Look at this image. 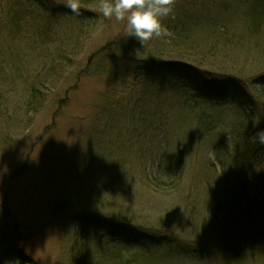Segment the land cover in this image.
I'll use <instances>...</instances> for the list:
<instances>
[{"label": "rangeland", "instance_id": "obj_1", "mask_svg": "<svg viewBox=\"0 0 264 264\" xmlns=\"http://www.w3.org/2000/svg\"><path fill=\"white\" fill-rule=\"evenodd\" d=\"M250 3L174 0L172 12L162 24L170 36L176 26L184 24L192 35L187 43L201 47L214 40L216 46L218 32L225 33L224 38L245 33L244 12ZM82 15L84 19L97 17L95 25L88 36L81 37L83 48L74 67L46 97L29 125L24 119L16 122V116L21 117L19 109L15 113L7 105L9 111L5 112L1 107L9 102L19 108L25 99L19 90L23 85L4 91V95L0 90V218L10 225L9 236L33 264H70L68 254L75 242L80 250L75 255L86 256L85 264H127L109 256L114 243L126 238L139 241L140 246H149L148 238L173 241L170 264H264V235L247 229L255 224L252 228L257 231L255 216L239 218L225 199L231 197L226 190L239 170L232 166L226 173L225 162L212 147L219 139L226 152H231L232 136L224 143L218 134L229 131L237 120L224 113L221 125L209 135L210 141H201L195 135L196 116L212 110L188 106V90L158 85L150 76L145 80L140 77L146 75H142L144 64L161 72L156 65L182 56L161 49L171 41L170 36L141 45L125 35L124 22L104 18L99 7L82 8ZM57 25L58 32L69 34L73 22L58 21ZM260 28V34L264 33V21ZM48 32L52 37L54 31ZM246 36L243 43L248 48L255 39L264 42V35ZM35 46L28 45L26 51L38 54ZM26 56V52L18 55L19 65H28L26 60L22 62ZM257 57L248 55L245 60L252 62ZM224 63L218 61L210 70H221L217 77L220 72L235 75L228 73L230 68ZM235 67L237 74L243 73L244 66ZM25 68L20 67V75L25 74ZM161 73L167 81L180 83L167 71ZM198 83L218 87L225 81ZM245 145L241 143V148ZM160 160L163 164L175 160L177 171L184 172L176 192L155 193L146 186L148 180L142 179L145 172L168 176L171 169L161 170ZM218 194L224 198L217 201L219 206L230 216L235 213V221L226 219L223 211L214 222L213 216L207 217ZM64 203L68 207L61 205ZM4 208L6 218L2 216ZM126 251L124 260L135 249Z\"/></svg>", "mask_w": 264, "mask_h": 264}, {"label": "trees", "instance_id": "obj_2", "mask_svg": "<svg viewBox=\"0 0 264 264\" xmlns=\"http://www.w3.org/2000/svg\"><path fill=\"white\" fill-rule=\"evenodd\" d=\"M81 2L82 8H95L100 6L101 0H81ZM65 3L66 0H0L1 95H4V91L9 89L13 91L18 88L19 84H22L23 87L19 90L25 96L24 102L19 103V108L12 107L13 104L9 102L1 103V107L3 105L6 108L5 112L9 111L7 105H10L15 113L19 109L21 117L16 116V122L22 123L24 119V122L29 125V121L32 120L34 113H37L41 108L44 100L47 99L46 97L54 92L62 77L66 76L70 71L69 69L74 67L76 57L83 48L80 46V39L83 36H88L86 35L88 30L95 25L97 17L93 15L84 19V15L74 16L64 6ZM247 8V12H244V23H247L245 27L247 31L245 30L242 35L238 34L239 36L230 38H224L223 34L225 33L218 32V45L216 46L214 40L206 42L201 47H198V44L187 43L192 36L189 29H186L187 26L184 24L174 26V34L169 38L171 41L166 42L168 44L160 48L170 54L176 52L175 55L182 56L175 57L171 61H165L166 63H160L156 67L158 66L161 72L167 71L172 80L180 81L179 84L174 81H167L164 74L160 77L159 75L162 73L151 64H144L142 75H146L140 77L145 80L150 76L158 85L188 90L191 93V98L186 97L190 100H186L188 106L190 105L193 109L203 105L212 110L209 114L201 115L198 113L196 116L195 135L201 141L203 139L210 141L209 135L221 125L223 122L221 116L224 113L234 116L237 123L233 128L218 134V138L224 143L225 138L232 136L231 152H226L225 144H222L219 139L212 143L214 144L212 147L216 149L218 155L225 162L226 173L232 166L239 170L238 176H234L232 186L226 190L227 195L231 197L225 199L233 212L234 209L237 210L239 218L243 214H246L248 218L255 216V223L259 226L257 231L252 228L255 224H249L250 227L247 229L257 233V235H264V144H260L256 136V133L264 130V42L259 43L255 39L264 35V33L260 34V27L264 21V2L251 0ZM65 18L68 23L73 22L69 34L57 30V22H66ZM212 26L215 27L216 25ZM50 29L54 31L53 36L55 38L49 35ZM245 36L255 37L254 43L249 48L243 43ZM211 38L213 37L209 39ZM32 43L38 45V47L35 46L36 49L40 50L38 54L32 49L26 51L28 45ZM189 45H195L198 48ZM22 52H26L28 56L23 57L24 61L20 60V62L25 63L26 60L28 65H19L17 61L18 55ZM248 55L258 57L252 62L250 60L246 62L245 57ZM175 60L181 62L172 63ZM218 61L225 62L224 64L230 68L227 70L228 73L229 71L235 72V75L231 76L225 72H220L217 77L216 73L221 70H210V68L218 65ZM184 62L190 63V66L183 64ZM23 66L26 67L23 70L25 74L20 75L21 71L18 70ZM180 66L181 71L179 70ZM235 66H244L243 73L237 74L238 68ZM28 69L30 71L26 76ZM147 73L149 74L147 75ZM220 78L225 81V84H218V87L215 84H207L208 82L201 83L202 85L198 83L201 80L209 81V79L217 80ZM197 85L200 86L197 87ZM8 94L12 95L10 92ZM15 120L13 121L15 122ZM241 143H245L247 146L241 148ZM160 162L161 170L171 169L167 177H161L160 174L158 176L148 174V176L145 172L142 179L148 180L146 186L153 189L155 193L176 192L184 172L177 171L178 164L175 160L170 161V164H163L161 160ZM217 196L215 208L212 210V214L209 212L207 216L208 218L213 216V222L218 220L219 211H223L217 201L219 198H224L221 194ZM252 204L255 206L254 210L250 209ZM61 205L68 207L66 203ZM57 207L60 208L59 205ZM223 212L227 216L226 219L228 217L229 219L234 218L235 213L231 217L230 213ZM7 215V209L4 208L2 216L6 218ZM209 224L207 221V226ZM9 226L4 224L3 218H0V264H33L32 259L27 257L21 247L15 243V239L9 236ZM203 227H206L205 224ZM144 240L147 239L144 238ZM148 240L150 247L140 246L138 245L139 241L132 242L129 238L115 242L111 250L108 247L109 256L127 264H170L168 259L173 251L174 242H169L164 238H148ZM240 240L244 241V239ZM78 245L75 242L70 246V254H68L70 264H78L80 263L79 260L84 261L83 264L88 261L84 255H75L76 252L80 251L76 249ZM139 247L141 248L139 249ZM108 248L106 247V249ZM130 248H134L135 251L129 253L128 258L124 260L123 252H127L126 250Z\"/></svg>", "mask_w": 264, "mask_h": 264}, {"label": "clouds", "instance_id": "obj_3", "mask_svg": "<svg viewBox=\"0 0 264 264\" xmlns=\"http://www.w3.org/2000/svg\"><path fill=\"white\" fill-rule=\"evenodd\" d=\"M174 0H101L99 10L106 19L124 22L125 35L141 45L152 39H166L171 33L162 19L172 12ZM64 6L74 16L81 15V0H66ZM264 144V130L256 133Z\"/></svg>", "mask_w": 264, "mask_h": 264}]
</instances>
